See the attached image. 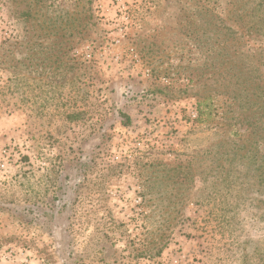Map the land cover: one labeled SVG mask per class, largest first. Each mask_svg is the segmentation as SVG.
I'll list each match as a JSON object with an SVG mask.
<instances>
[{"label": "rangeland", "instance_id": "rangeland-1", "mask_svg": "<svg viewBox=\"0 0 264 264\" xmlns=\"http://www.w3.org/2000/svg\"><path fill=\"white\" fill-rule=\"evenodd\" d=\"M219 45L264 61V0H0V264H264Z\"/></svg>", "mask_w": 264, "mask_h": 264}, {"label": "trees", "instance_id": "trees-1", "mask_svg": "<svg viewBox=\"0 0 264 264\" xmlns=\"http://www.w3.org/2000/svg\"><path fill=\"white\" fill-rule=\"evenodd\" d=\"M200 49L201 69L206 74L211 73L209 76L211 86L215 88L217 87L215 85L219 84L221 90L216 93L226 97L222 100L224 120L229 119L227 115L230 114L231 109H234L235 116L230 119L246 124L249 130V137L244 142H240L242 145L239 147L234 142H225L224 146L220 144L219 147L227 148L221 156H225L229 163L226 162L227 164L222 167L224 179L226 180L230 175L232 162L238 160L242 163L239 166L246 169V173L243 168L240 170L239 180H243L244 177L256 178V183L264 185V71L262 70L264 61L253 58L257 53L256 55L245 53L240 49L234 52L235 57L232 59L225 45ZM247 55L250 58L242 60L244 57H249ZM215 97L217 95H214ZM214 98L211 94L203 97L198 105L199 116L205 115L206 111L209 112L213 108Z\"/></svg>", "mask_w": 264, "mask_h": 264}]
</instances>
